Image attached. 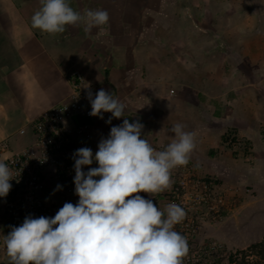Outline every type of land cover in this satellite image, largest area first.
<instances>
[{
	"label": "crops",
	"instance_id": "0c3cea01",
	"mask_svg": "<svg viewBox=\"0 0 264 264\" xmlns=\"http://www.w3.org/2000/svg\"><path fill=\"white\" fill-rule=\"evenodd\" d=\"M68 3L82 15L87 10H106L109 21L89 33L82 23L69 25L63 33L49 34L50 40L49 36L44 40L43 35L48 33L31 26L40 0H0V146L18 151L33 144V122L65 98L67 76L73 70L82 73L84 85L111 92L126 106L125 116L113 118L111 124L82 116L66 120L71 135H81L93 153L110 128L125 118L130 123L138 119L144 126L142 137L154 149H163L166 145L161 132L179 121L170 116L165 119V114L177 109L184 123L192 121L190 124L198 125L196 131L188 124L192 134L208 128L216 132L215 139L207 138L209 132L203 135L208 145L204 146L207 156L195 153L197 162L190 153L188 160L218 163L219 158L208 157L209 149H223V136H228L230 130L234 137L250 138L244 125L251 128L252 119L255 123V120L262 122L264 0H68ZM251 72L258 76L257 80L242 81ZM155 113L160 114L159 118L154 119ZM254 113L259 114L257 119L253 118ZM77 125L84 126L88 133L78 134ZM257 132L259 138L264 137L259 129ZM234 151L229 150L223 161L229 166L239 160ZM96 166L94 161L91 166H84V170ZM263 169L264 160L243 172H233L232 177L242 184L264 185ZM55 188L47 176L39 195L46 202H55L58 200ZM138 194L151 199L158 209H164L161 193ZM72 197V203L76 204L79 197L74 192ZM255 219L264 226V214ZM6 223L3 219L0 227L3 239L11 230ZM0 264H7L4 248Z\"/></svg>",
	"mask_w": 264,
	"mask_h": 264
},
{
	"label": "clouds",
	"instance_id": "9594fccd",
	"mask_svg": "<svg viewBox=\"0 0 264 264\" xmlns=\"http://www.w3.org/2000/svg\"><path fill=\"white\" fill-rule=\"evenodd\" d=\"M31 26L43 33H63L66 26L84 25L89 33L108 23L106 10H87L83 15L68 0H40ZM85 81V80H84ZM90 116L111 124L124 117L125 104L111 92L87 91ZM143 124L127 118L102 137L93 153L76 149L74 193L76 204L65 202L52 217L26 216L19 226H10L3 245L7 264H183L187 239L174 230L185 210L169 203L163 210L138 193H161L171 187V171L186 165L195 148L194 135L177 123L174 139L157 151L142 137ZM96 162V167H88ZM99 177V179H94ZM14 179L12 169L0 160V197H6ZM57 184L53 192L60 190Z\"/></svg>",
	"mask_w": 264,
	"mask_h": 264
},
{
	"label": "rangeland",
	"instance_id": "374dc122",
	"mask_svg": "<svg viewBox=\"0 0 264 264\" xmlns=\"http://www.w3.org/2000/svg\"><path fill=\"white\" fill-rule=\"evenodd\" d=\"M43 36L46 40L49 34ZM48 40H50V36ZM257 78L258 76L251 72L249 75H245V79L242 81L252 83ZM261 94L263 91H260ZM177 111V109L168 110L165 119L170 116V118L179 120L178 123L184 125L186 132L192 131L189 126L198 130V125L190 124L192 121L184 123L182 114ZM159 115L155 113L154 119H157ZM257 116L254 113L253 118L257 119ZM261 119L262 122L255 120L256 123L252 119L251 128L244 125L248 130L246 132L250 133V138L249 135L248 139L238 138L236 135L234 137V132L230 130L227 139L222 142L223 149H209L208 157L210 160L219 158L220 162L218 163L210 164L213 161H205L204 164L197 163L196 155L201 153L205 157L207 156L204 146L208 145L206 138L203 140V135L205 136L209 132L210 135H207V138L215 139L216 132L212 128H208L204 129L202 133L193 134L195 148L191 154L193 160L197 162L188 160L186 164L191 165L190 177L187 172H182L177 167L171 171V187L161 192L165 202V206L161 208H165L169 203L181 206L179 201H186L181 206L185 210L186 216L181 223L174 226V230L187 239L188 254L183 258V264H239L242 260L250 264H264V248L262 251L260 246H252L258 242L264 243V226L260 223L261 221L255 219L264 214V185L261 183L259 185L256 183L242 184L241 180L235 182V178L232 177L233 172L238 170L243 172V169L246 170L249 166L253 168L264 160V137L259 138L257 132L259 129L260 133L264 134V116L261 115ZM157 125L160 126V123L158 122ZM170 129L171 127L168 126L167 131L165 128L161 132L166 146L174 139V133ZM157 130L156 128L155 131ZM86 132L87 130L84 131V134ZM91 132L89 131V134L92 138ZM200 136L202 140H200ZM232 149L235 150L234 157L239 160L229 166L223 161L228 158L229 153L227 152ZM262 173L264 174V169ZM204 184L208 195L206 201H201L197 196L203 194ZM176 190L177 192H175ZM185 193L189 197H183ZM244 203L247 205L245 206ZM255 220L256 224H253ZM6 224L5 226L11 229L12 225L9 222Z\"/></svg>",
	"mask_w": 264,
	"mask_h": 264
},
{
	"label": "built area",
	"instance_id": "2783aa9c",
	"mask_svg": "<svg viewBox=\"0 0 264 264\" xmlns=\"http://www.w3.org/2000/svg\"><path fill=\"white\" fill-rule=\"evenodd\" d=\"M68 92L64 99L50 106L33 122L34 142L30 147L18 151L8 150L6 145L0 146V160L9 165L14 174L12 185L6 197H0V227L3 219L12 226L22 224L24 218L31 214L52 217L65 202L72 203L74 192L72 153L86 142L81 135L75 137L65 125L66 120L82 116L95 122L105 123L111 113L105 112L104 119L90 116L91 105L86 98L87 91L91 90L93 98L98 91L95 87L84 85V78L80 71L73 70L67 76ZM106 124V123H105ZM84 126H76L78 134H84ZM87 136V135H86ZM187 172L190 177L191 165L177 167ZM48 176L57 190L58 200L46 202L39 195ZM197 197L206 201L207 189ZM183 188V186H181ZM177 192V190L175 191ZM183 197H189L185 193ZM186 201H179L182 206ZM183 231V228H181ZM4 248L3 235L0 229V254Z\"/></svg>",
	"mask_w": 264,
	"mask_h": 264
},
{
	"label": "trees",
	"instance_id": "16d2710c",
	"mask_svg": "<svg viewBox=\"0 0 264 264\" xmlns=\"http://www.w3.org/2000/svg\"><path fill=\"white\" fill-rule=\"evenodd\" d=\"M227 136V135H226ZM226 136H223V139H226ZM252 246L253 247H256V246H260L261 247V249H262V251H263V248H264V243H262V242H258V243H255V244H252ZM245 255V254H244ZM239 264H250L249 262H246L245 260H242V261H240V263Z\"/></svg>",
	"mask_w": 264,
	"mask_h": 264
}]
</instances>
